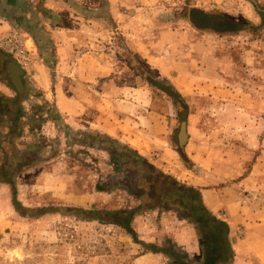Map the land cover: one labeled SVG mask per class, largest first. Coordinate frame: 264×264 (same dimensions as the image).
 Returning <instances> with one entry per match:
<instances>
[{"label": "rangeland", "instance_id": "1", "mask_svg": "<svg viewBox=\"0 0 264 264\" xmlns=\"http://www.w3.org/2000/svg\"><path fill=\"white\" fill-rule=\"evenodd\" d=\"M78 3L95 5L101 15L111 11L107 38L103 27L84 20L78 27L85 37L84 31H96L93 42L96 50L101 48V53H89L82 63H92L93 56L104 60L105 69L97 73L107 75L110 83L102 86L96 80L88 89L95 90L97 97L98 90L106 89L96 111L110 114L115 125L124 124L142 143L140 150L130 148V143L122 145L139 156L145 154L141 157L149 164L179 183L205 188L236 185L242 196L264 203V0ZM205 36L217 41L213 46L220 48H211L213 52L222 53L221 40L229 50L236 48L240 93L252 96L240 108L255 109L251 118L232 120L225 110L227 103H219L224 106L220 110L208 100L211 96L201 86L207 82L199 76L201 51L190 46ZM125 41L139 54H132ZM63 81L66 93L88 88ZM48 104L51 113L46 117L23 121L28 125L17 137L6 134L0 142V264H207L198 232L179 214L141 208L142 201L132 194L136 186L124 177L140 174L136 170L142 167L129 168L127 155L113 144L119 142L86 127L84 132L72 130L70 122L64 124L55 114L54 103ZM188 117L191 142L186 150L184 146L183 158L177 153L176 135ZM40 120L43 124L32 136L30 126ZM243 124L255 131L241 132ZM68 209L73 213L61 212ZM119 209L135 211L129 230L88 217ZM244 228L237 227L232 238L228 234L229 264H264V241H243Z\"/></svg>", "mask_w": 264, "mask_h": 264}, {"label": "crops", "instance_id": "2", "mask_svg": "<svg viewBox=\"0 0 264 264\" xmlns=\"http://www.w3.org/2000/svg\"><path fill=\"white\" fill-rule=\"evenodd\" d=\"M78 2L79 0H0V38L10 34L11 31L21 38L19 41L24 49L22 57L7 54L0 49V101H4L8 107V111L0 110V142L5 139L6 134L11 135V129L14 130L12 135L17 137L22 131L21 127L24 129L28 123L24 124L23 121L46 117L48 112L51 113L47 110L48 103L53 102L55 114L59 115V119L64 120V124L70 122L72 130L84 132L86 127L91 132L116 139L121 145L130 143L132 144H129L130 148L140 150L142 143L135 132L128 131L124 124L115 125L110 114L96 111V102L104 101L107 96L106 89L98 90L99 97L96 96L95 90H88L96 80L101 81L102 86H109L110 83L105 77L107 75L97 73L105 69V62H101L104 60L93 56L95 62L84 63L85 59L90 57L89 53L99 54L101 48L96 50L97 45L93 42L97 37L96 31L92 33L84 31L88 34V37H85L78 27L79 22L84 20L95 27H103L104 37L107 38L111 32L106 29V27L111 28L109 20L111 11H107V16L101 15L96 11L98 9L95 5L89 7ZM134 37L138 39V35ZM126 38H128L127 34ZM211 38L205 36L201 38V42L190 44L191 50L194 47L200 48L201 51L199 76L201 80L207 82L201 86L205 85V93L211 96L208 100L213 101L220 110L224 107L221 104L227 103L225 110L231 112L228 116L232 120L235 117L249 119L255 109L240 108V103L248 102L252 96L245 92L240 93V87L243 85L238 84L236 79L240 76L237 73L240 67L239 54L234 52L236 48L234 49L233 46L231 50L226 48L227 45L222 40L218 41L222 53H218L216 49L220 47L213 46L217 41H209ZM125 43L132 54H139L140 51L136 46L129 47L127 41ZM211 48L216 49L213 52ZM203 50L205 53H202ZM12 63L18 67L17 71L12 69ZM14 76L20 81L19 87L12 82ZM190 77L194 76L190 75ZM63 80L77 87L88 88L81 92L66 93L62 87L65 85ZM190 84L192 86L191 82ZM58 86L61 88H57ZM84 103L89 105L84 107ZM221 116H225V113H221ZM189 118L186 122L185 150L191 142ZM42 124L40 120L35 127L30 126L32 136ZM48 124L49 122L46 123ZM16 126L19 128L16 129ZM243 126L241 132L245 134L255 131L254 127L249 125L245 127L244 124ZM237 132L239 133L240 129ZM144 155L140 154V156ZM189 157L194 160V157ZM171 178L177 181L175 177ZM235 186L193 187L199 189L203 203L211 213L228 224L230 238L234 230L243 225L247 230L243 241L247 240L250 243L253 240L255 244H261L264 241V203L256 199L252 201L254 198L252 196L250 198L244 194L242 196L239 186L238 190ZM234 245L235 242L233 247L236 249L237 246Z\"/></svg>", "mask_w": 264, "mask_h": 264}, {"label": "trees", "instance_id": "3", "mask_svg": "<svg viewBox=\"0 0 264 264\" xmlns=\"http://www.w3.org/2000/svg\"><path fill=\"white\" fill-rule=\"evenodd\" d=\"M3 102L0 101L1 112L8 111L7 105ZM13 131L11 129L10 133L12 134ZM113 144L121 149L122 155H127L128 162H130L129 168L136 165L142 167L136 170V172L140 171V174L136 173L134 177H124L127 183L131 180V183L136 186L135 190H132V194L142 201L141 208L173 210L198 232V244L206 257L207 264H229L232 258V249L228 237V224L224 220L216 218L206 207L199 189L179 183L161 173L129 147L115 142ZM103 147L108 149L106 146ZM129 168L128 170H130ZM121 185L123 189H128L125 184ZM61 212L64 214L73 213V209ZM134 213L135 211L130 209H119L114 212L89 213L88 217L119 224L129 230L128 224ZM153 251L156 252V250Z\"/></svg>", "mask_w": 264, "mask_h": 264}, {"label": "water", "instance_id": "4", "mask_svg": "<svg viewBox=\"0 0 264 264\" xmlns=\"http://www.w3.org/2000/svg\"><path fill=\"white\" fill-rule=\"evenodd\" d=\"M11 66L13 67L12 69L16 70L18 69L17 66H15V64H11ZM17 71V70H16ZM12 73L13 70H12ZM12 82L14 83V85L16 87H19L20 86V81L18 79H16V77L14 76V79L12 80ZM153 82V81H152ZM160 86V85H159ZM162 89H164L165 91H169L167 88L163 87L162 85L160 86ZM170 95H172L174 98H177V95L175 94H172L171 92H169ZM176 140H177V153L181 156V157H185V154H184V146L187 142V132H186V120L182 121L180 123V127H179V131L177 132V135H176Z\"/></svg>", "mask_w": 264, "mask_h": 264}, {"label": "built area", "instance_id": "5", "mask_svg": "<svg viewBox=\"0 0 264 264\" xmlns=\"http://www.w3.org/2000/svg\"><path fill=\"white\" fill-rule=\"evenodd\" d=\"M0 46L6 49V52L10 55H15L17 57H22L24 54V49L20 43L18 37L13 34H7L0 38Z\"/></svg>", "mask_w": 264, "mask_h": 264}]
</instances>
